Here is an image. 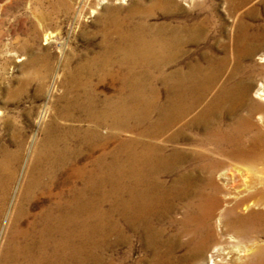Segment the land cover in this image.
<instances>
[{
    "label": "bare ground",
    "instance_id": "bare-ground-1",
    "mask_svg": "<svg viewBox=\"0 0 264 264\" xmlns=\"http://www.w3.org/2000/svg\"><path fill=\"white\" fill-rule=\"evenodd\" d=\"M223 1L245 29L236 12L251 0ZM1 2L4 13L19 0ZM52 6L65 17L74 9L78 22L102 7L91 36L99 50L67 55L53 118L14 203L7 201L20 145L0 142V264H115L107 252L132 250L134 241L139 263L264 264V80L242 78L241 64L264 33L243 32L191 61L186 46L206 41L211 20L201 2L194 13L179 0ZM160 13L181 18L157 22Z\"/></svg>",
    "mask_w": 264,
    "mask_h": 264
},
{
    "label": "rangeland",
    "instance_id": "rangeland-1",
    "mask_svg": "<svg viewBox=\"0 0 264 264\" xmlns=\"http://www.w3.org/2000/svg\"><path fill=\"white\" fill-rule=\"evenodd\" d=\"M56 1L19 0V3L14 4L12 11L0 13V137L2 139L0 142L11 149H17L16 145H20V156L15 163L14 181L9 190L11 197L8 198L7 203H14L25 181L33 151L38 150L42 144L45 124L53 118L55 100L62 91V69L67 55L73 54L74 59H77L88 50H99L96 45L100 39H91V36L98 30L95 20L102 7L96 11L93 10V14L86 10L78 22L77 12L75 13L74 9L67 17L63 16L60 10L56 11V7L52 6V3ZM179 1L182 8L193 13L198 11L193 5L199 2L204 4L206 11L210 10V7L212 11L211 20L205 31L206 41L186 46V50L190 51L191 61L198 60L202 52H210L222 43L234 44V38L243 32L244 34L264 33V0H251L236 12L241 14L247 25L241 30L234 25L235 14L226 12L223 0H192L190 5L182 0ZM1 3L3 2L0 0ZM108 3L124 8L127 0L124 4L114 0H108ZM252 6L253 14L247 15L245 11ZM158 15L157 22L178 21L181 18L177 14L167 16L160 13ZM28 21L35 29L30 38L27 37ZM47 33L52 36L49 42L44 40V35ZM24 45L26 48L22 49ZM263 50L264 45L260 47L252 60H244L241 63L244 69L242 78H246L248 73L252 72V74L257 73L255 80L257 78L258 81L264 80V64L256 63L257 57L264 53ZM227 55L230 68L233 65L231 52H227ZM28 61L32 63L29 64ZM251 66L254 67L251 68ZM28 76H30V82L24 84ZM152 85L158 93L164 92L160 82ZM101 90L108 95L112 93L111 90L100 87L98 91ZM255 92L256 82L250 90L249 97L253 98ZM245 113L240 109L236 115L241 116ZM259 118L260 113L255 112L253 121L258 123ZM5 119L11 121L13 128L5 127L3 124ZM225 123H230V119L225 120ZM11 132L15 134L14 139H11ZM250 175L249 173L248 176ZM63 191L67 193L65 189ZM134 242L132 250H128L124 245L116 248L115 251L107 252L105 258L113 260L115 264H147L145 261L139 263L142 254L139 251L138 242ZM127 251L131 253L127 254Z\"/></svg>",
    "mask_w": 264,
    "mask_h": 264
}]
</instances>
